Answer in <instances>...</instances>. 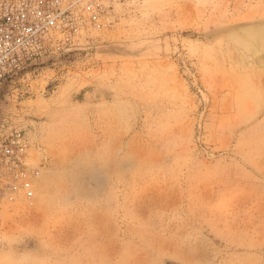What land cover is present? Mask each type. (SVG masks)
Here are the masks:
<instances>
[{"label":"rangeland","instance_id":"rangeland-1","mask_svg":"<svg viewBox=\"0 0 264 264\" xmlns=\"http://www.w3.org/2000/svg\"><path fill=\"white\" fill-rule=\"evenodd\" d=\"M65 5L0 93V264H264V0Z\"/></svg>","mask_w":264,"mask_h":264},{"label":"built area","instance_id":"built-area-1","mask_svg":"<svg viewBox=\"0 0 264 264\" xmlns=\"http://www.w3.org/2000/svg\"><path fill=\"white\" fill-rule=\"evenodd\" d=\"M67 1L0 0V83L70 42L79 24Z\"/></svg>","mask_w":264,"mask_h":264},{"label":"bare ground","instance_id":"bare-ground-1","mask_svg":"<svg viewBox=\"0 0 264 264\" xmlns=\"http://www.w3.org/2000/svg\"><path fill=\"white\" fill-rule=\"evenodd\" d=\"M47 58H49V56H47V57H42V58H40V59H35V60H33L30 64H28L27 66H25L23 69H21L20 71L16 72L15 74H13V75L11 76L10 79L13 80L16 76H18V75H20V74L22 75V74L25 73L30 67L35 66L37 63H39L40 61H43V60H45V59H47ZM17 78H18V77H17ZM10 79L7 80V81H10ZM7 81H2V82L0 83V93L6 89V87H7V83H8Z\"/></svg>","mask_w":264,"mask_h":264},{"label":"water","instance_id":"water-1","mask_svg":"<svg viewBox=\"0 0 264 264\" xmlns=\"http://www.w3.org/2000/svg\"><path fill=\"white\" fill-rule=\"evenodd\" d=\"M32 67H34V66H32ZM30 68H31V67H30ZM10 78H11V77H10ZM10 78H9V79H10ZM9 79H6V80H4V81H7V80H9Z\"/></svg>","mask_w":264,"mask_h":264}]
</instances>
